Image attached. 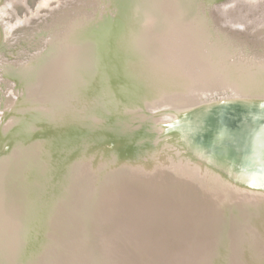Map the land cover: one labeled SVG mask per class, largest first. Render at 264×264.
I'll return each instance as SVG.
<instances>
[{"label":"bare ground","instance_id":"bare-ground-1","mask_svg":"<svg viewBox=\"0 0 264 264\" xmlns=\"http://www.w3.org/2000/svg\"><path fill=\"white\" fill-rule=\"evenodd\" d=\"M218 1L102 0L95 14L57 28L31 62L2 67L20 97L0 100V264H48L53 248L74 242L70 264L85 252L97 264H264V26L256 42L237 39L223 25L247 28L215 17ZM15 2L24 0H0V12ZM97 75L101 86L86 90ZM84 93L102 100L87 121ZM73 125L85 127L82 147L108 152V175L122 180L105 184L106 213L84 236L60 232L58 194L47 198L54 186L37 177L47 155L59 161L64 126L79 140ZM137 188L153 199L169 192L180 208L161 218L151 203L148 217H130L122 205ZM154 223L182 244L166 262L139 251ZM38 229L46 241L36 245ZM63 263L59 254L50 264Z\"/></svg>","mask_w":264,"mask_h":264},{"label":"rangeland","instance_id":"rangeland-1","mask_svg":"<svg viewBox=\"0 0 264 264\" xmlns=\"http://www.w3.org/2000/svg\"><path fill=\"white\" fill-rule=\"evenodd\" d=\"M49 1L50 0H24V2H15L10 5L7 4L4 11L0 12V27H3L1 25L5 26L3 31L6 34V39L0 42V68L2 69H0L1 102L2 100L4 101L7 96V99H10L12 102L20 97L19 92L15 89L13 80L9 76L7 77L2 74L5 70V68L2 67L6 65V67L13 69L20 67L19 65L23 63L27 64L31 62L33 57L40 55L43 50L47 49L49 39L57 28H60V33H64V23L78 17V15L95 14L98 9L104 7L99 3V1L102 2V0H55L52 2L50 1V3ZM216 4L217 5L214 7L215 17L219 20L223 19L222 21L229 22L230 24L238 22L243 23L247 28V33L239 28L238 30L240 32H236L233 30L234 27L232 25L229 27H224L223 25V28H226L231 35L237 36V39H243L244 42H246L247 37L245 36L247 35L251 38V42L253 40L255 42L259 40H256L258 37L256 31L264 26V0H219ZM221 11L228 13L221 14ZM236 19L238 21H236ZM61 22L62 24H60ZM94 82L92 86L86 84L84 86L86 90L88 87L90 90L100 87L102 80L97 75ZM74 86L79 88L78 84H74ZM222 93L223 92L218 90L213 96L219 98V96L223 95L225 92ZM84 94L85 95H78L77 99L80 100V104H83L85 108L83 121H87L90 117H94L99 113L97 107L101 109L99 104L102 103V100L100 101L97 97L91 96L90 93ZM94 99L97 102H94ZM11 101H8L10 105L12 104ZM1 102L0 119L3 116V112L5 113L7 111L6 107L1 108ZM51 112L50 109H47L45 113L49 115ZM84 128L85 127H83V129ZM42 234H44L42 229L34 231V235H39L36 245H38L39 239H41L39 242L46 241L42 238L43 236L41 237ZM74 243L71 246L62 243V248L58 247L61 251L53 248L55 253L50 254L51 258H45L44 260L50 264L55 262L56 256L62 254V260L65 262L63 264H70L69 261L71 260V256H76V253L73 254V251L71 252L72 246H75ZM90 255V252H85V255L81 257L82 264H94L95 261L91 259L92 256L90 257ZM22 256L23 253H20V257ZM20 257L18 263L21 262ZM95 264L97 263L95 262Z\"/></svg>","mask_w":264,"mask_h":264},{"label":"water","instance_id":"water-1","mask_svg":"<svg viewBox=\"0 0 264 264\" xmlns=\"http://www.w3.org/2000/svg\"><path fill=\"white\" fill-rule=\"evenodd\" d=\"M71 128H78L76 130H78L77 133L79 140L73 138L69 139V131L73 129H66L64 126L62 128V155L58 156L59 161H56L55 156L47 155L44 158L45 160L43 159L44 162L41 165V171H44L45 174L38 172L37 177L48 185L52 184L51 186H54V188L51 187L50 191L47 193V198L50 197L52 193L58 194V196L53 198L51 201V213L53 212L52 214H57L54 216V224L58 223L60 232L63 230L66 235L70 232V230L74 231L79 229L80 235L84 236L88 227L90 225L92 226V222H98L102 218L101 216H104L106 213L104 210H100L101 208H98L100 203L103 206H106L107 204V198H105L107 186L105 184L113 181L114 179V182L118 181V184H120L122 180L120 177L121 174H116V178L113 175H108L110 170L108 164L111 162V158L106 157L108 152L100 147L93 149L90 145L91 143H88L87 141H85V145L82 147V143L84 142L80 140L83 129L82 126L73 125ZM102 141L106 140L102 139ZM78 142L80 144L77 145ZM74 145H77L76 149L74 151H70ZM47 146L48 151H50V148L53 145L48 143ZM59 152L60 151L57 153ZM94 162H96L95 166L92 165ZM137 189L135 191L132 190V195H128L126 193L127 196L131 197L127 198L124 206L122 205L125 214L130 217L135 218L141 214L148 217L144 207L145 205L147 206V204L151 203L154 205L149 212L159 214L161 218L171 217L170 213L172 210L174 208H180V206L176 203V200L169 196V192L167 194L165 193L167 195L166 196L161 189H158L162 194L157 199H153L149 195L148 191L142 192L140 191L141 188ZM148 198L152 201L145 203V200ZM131 199L132 201L129 203L128 200ZM77 203H80L81 207L77 206ZM95 203H97V205L94 210ZM129 207L130 209L127 210ZM73 208L76 209L72 210ZM62 212L64 214V218H62ZM101 212L103 213L100 214ZM129 221L136 223L130 219ZM59 224H61V226ZM167 228V226L164 227L162 223H160L158 230H156L155 227L156 233L153 237L149 238L144 234L149 239L150 245L144 246V248L140 245L139 251L143 249V253L145 255L151 256L155 259L158 257V260L164 259L161 261L166 262V254L174 250H179L182 245L178 241L172 240L168 237L167 234L170 233L167 231ZM130 242L134 246L132 240H130ZM147 252L150 255L147 254Z\"/></svg>","mask_w":264,"mask_h":264}]
</instances>
